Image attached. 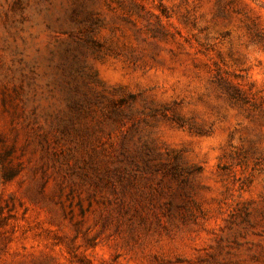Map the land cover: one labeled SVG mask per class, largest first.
<instances>
[{
    "label": "rangeland",
    "instance_id": "rangeland-1",
    "mask_svg": "<svg viewBox=\"0 0 264 264\" xmlns=\"http://www.w3.org/2000/svg\"><path fill=\"white\" fill-rule=\"evenodd\" d=\"M0 264H264V0H0Z\"/></svg>",
    "mask_w": 264,
    "mask_h": 264
},
{
    "label": "trees",
    "instance_id": "trees-1",
    "mask_svg": "<svg viewBox=\"0 0 264 264\" xmlns=\"http://www.w3.org/2000/svg\"><path fill=\"white\" fill-rule=\"evenodd\" d=\"M51 129H58L65 126V122L61 118L55 117V121L50 122Z\"/></svg>",
    "mask_w": 264,
    "mask_h": 264
}]
</instances>
